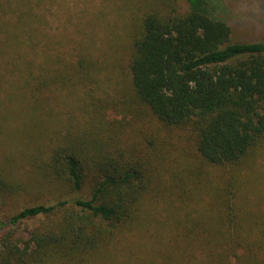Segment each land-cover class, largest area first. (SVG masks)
I'll use <instances>...</instances> for the list:
<instances>
[{
	"label": "trees",
	"instance_id": "16d2710c",
	"mask_svg": "<svg viewBox=\"0 0 264 264\" xmlns=\"http://www.w3.org/2000/svg\"><path fill=\"white\" fill-rule=\"evenodd\" d=\"M143 1L127 65L128 96L142 109L121 139L67 129L44 159L29 157L60 185L55 202L21 204L24 184L0 167V264H93L118 246L148 264L180 255L184 264H264V37L233 35L215 11L223 0H185L184 9ZM7 2L0 82L26 72L31 80L15 84L35 91L43 79L26 59L34 32L25 43L11 30ZM15 3L16 22L31 17L26 0ZM31 218L39 220L29 226ZM140 230L158 236L137 241Z\"/></svg>",
	"mask_w": 264,
	"mask_h": 264
},
{
	"label": "rangeland",
	"instance_id": "374dc122",
	"mask_svg": "<svg viewBox=\"0 0 264 264\" xmlns=\"http://www.w3.org/2000/svg\"><path fill=\"white\" fill-rule=\"evenodd\" d=\"M8 1L5 9H11L6 12L12 21L11 30L15 29L25 43L27 35L34 32L29 45L37 50V55L35 51L30 53L28 46L26 59L33 61L35 77L43 80L35 91L15 84L17 78L25 82L31 80L26 72L8 73L3 78L7 83L0 82V167L17 185L24 184L19 196L21 204L51 203L57 200L60 185L44 181L41 167L33 168L29 157L44 159L48 151L46 145L56 144L67 129L72 135L85 137L104 128L107 136L121 139L129 128L132 111L142 109L130 96L127 65L130 33L145 11L144 1L26 0L31 17H23L18 22L15 12L23 5L16 4V0ZM260 1L223 0L215 11L227 20L236 37H264V2ZM176 5L180 9L187 7L185 0H176ZM16 26L20 29L16 30ZM8 60L12 61L9 63L12 67H18L23 61ZM11 77L14 79L9 80ZM14 95L18 99H14ZM30 117L34 120L32 128L28 123ZM257 164L264 175V154L258 157ZM38 220L31 218L25 223L32 226ZM148 233L150 231L140 230L134 238L137 241L145 238L147 242L152 232ZM139 252L142 251L136 253ZM148 253L158 257V253ZM191 253L199 257L197 252ZM132 259L129 252L118 246L92 263L148 264L138 258ZM158 261L151 264H163ZM170 264H184L182 255Z\"/></svg>",
	"mask_w": 264,
	"mask_h": 264
}]
</instances>
